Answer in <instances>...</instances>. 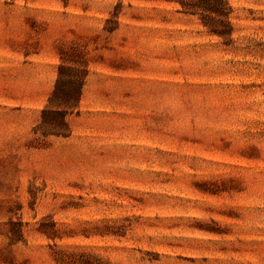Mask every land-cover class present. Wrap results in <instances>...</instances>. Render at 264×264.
I'll list each match as a JSON object with an SVG mask.
<instances>
[{
  "label": "rangeland",
  "instance_id": "1",
  "mask_svg": "<svg viewBox=\"0 0 264 264\" xmlns=\"http://www.w3.org/2000/svg\"><path fill=\"white\" fill-rule=\"evenodd\" d=\"M227 3L221 37L164 1L0 0V264H264V0Z\"/></svg>",
  "mask_w": 264,
  "mask_h": 264
},
{
  "label": "trees",
  "instance_id": "2",
  "mask_svg": "<svg viewBox=\"0 0 264 264\" xmlns=\"http://www.w3.org/2000/svg\"><path fill=\"white\" fill-rule=\"evenodd\" d=\"M175 4L177 10L190 15H198L202 25L209 33L225 37L231 32V25L228 21L229 7L227 0H154ZM114 6V11H116ZM116 12L111 15L115 16ZM76 59H65L60 57L61 64L57 67V74L52 89L47 97L46 109L41 112L44 119L47 115H54L58 118V125L46 123L42 120L40 127L44 134L60 133V129L66 126L63 115L66 108L77 105L80 98L83 79L87 73L86 63L82 54H76ZM71 62L75 67L64 65V62ZM48 126V127H46ZM60 124V125H59ZM61 126V127H55ZM63 129H61L62 132Z\"/></svg>",
  "mask_w": 264,
  "mask_h": 264
}]
</instances>
